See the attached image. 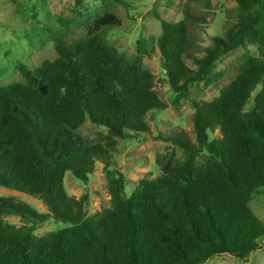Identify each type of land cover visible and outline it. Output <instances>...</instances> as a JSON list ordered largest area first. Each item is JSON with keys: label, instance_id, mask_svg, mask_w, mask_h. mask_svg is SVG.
Listing matches in <instances>:
<instances>
[{"label": "trees", "instance_id": "1", "mask_svg": "<svg viewBox=\"0 0 264 264\" xmlns=\"http://www.w3.org/2000/svg\"><path fill=\"white\" fill-rule=\"evenodd\" d=\"M231 1L234 21L202 57L192 28L204 19L190 10L179 22L156 15L174 107L226 54L250 45L260 56L247 52L213 101L192 100L195 140L183 131L153 137L179 147L184 158L158 155L161 173L140 180L130 196L113 160L118 139L153 136L147 117L168 109L143 68L147 41H138L133 58L122 55L108 42L122 22L107 13L79 41L59 32L56 59L36 69L17 63L25 81L0 87V186L38 197L49 213L0 196V264H206L218 256L247 264L264 249V222L250 206L264 194V0ZM87 119L107 129L104 140L89 144L77 132ZM98 161L111 207L88 216L89 196H70L64 181L71 172L87 183ZM8 216L26 224H9ZM50 218L69 226L36 236Z\"/></svg>", "mask_w": 264, "mask_h": 264}, {"label": "rangeland", "instance_id": "2", "mask_svg": "<svg viewBox=\"0 0 264 264\" xmlns=\"http://www.w3.org/2000/svg\"><path fill=\"white\" fill-rule=\"evenodd\" d=\"M236 8L237 4L231 0H108L105 4L99 0H0V87L25 81L16 69L18 62L36 69L45 60L56 59L58 55L53 40L59 32L65 31L69 42L79 41L94 26V21L107 13L116 15L122 22L120 28L108 33V42L117 47L122 55L133 58L137 54L138 41L146 40L148 54L144 56L143 68L155 76V90L168 109L153 111L147 117L153 136L118 139L113 160L128 180L126 193L130 196L140 180L161 173L156 163L158 155L174 153L177 158H184L179 147L156 141L153 137L183 131L195 140L192 100L213 101L235 78L247 52L260 56L257 46L250 45L226 54L219 60L215 73L195 86L190 91L189 99L174 107V93L161 65L157 46L162 30L156 15L170 22H179L190 10V14L204 19V24L192 28L197 42L196 55L202 57L204 49L212 45V38L223 36L226 24L234 21L231 15ZM66 29L69 31L66 32ZM186 62L191 68H196L191 60ZM77 132L89 144L104 140L108 135L104 126L95 125L88 119ZM64 183L70 196L77 199L85 194L89 196L88 216L111 207L102 162L96 163L95 172L87 183L76 179L71 172L66 173ZM0 196L16 198L40 213H49L45 203L33 195L0 186ZM250 206L264 222V194L255 196ZM4 221L17 227L26 224L18 216L5 217ZM67 226L50 218L38 226L34 234L42 237ZM206 264L246 263L228 256H218ZM247 264H264V249L256 252Z\"/></svg>", "mask_w": 264, "mask_h": 264}, {"label": "water", "instance_id": "3", "mask_svg": "<svg viewBox=\"0 0 264 264\" xmlns=\"http://www.w3.org/2000/svg\"><path fill=\"white\" fill-rule=\"evenodd\" d=\"M149 137V136H148ZM40 196V195H39Z\"/></svg>", "mask_w": 264, "mask_h": 264}]
</instances>
